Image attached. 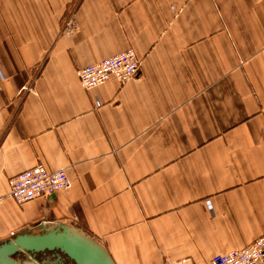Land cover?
<instances>
[{
  "label": "crops",
  "instance_id": "crops-1",
  "mask_svg": "<svg viewBox=\"0 0 264 264\" xmlns=\"http://www.w3.org/2000/svg\"><path fill=\"white\" fill-rule=\"evenodd\" d=\"M128 49L137 76L81 85ZM39 164L71 186L18 203ZM59 222L116 264H211L264 233V0H0V242Z\"/></svg>",
  "mask_w": 264,
  "mask_h": 264
},
{
  "label": "built area",
  "instance_id": "built-area-1",
  "mask_svg": "<svg viewBox=\"0 0 264 264\" xmlns=\"http://www.w3.org/2000/svg\"><path fill=\"white\" fill-rule=\"evenodd\" d=\"M78 26L74 21L64 25L63 31L72 34ZM142 67V60L132 49L105 58L101 62L87 65L78 69L81 85L90 90L105 84L115 77L120 82H127L137 76ZM72 181L65 168L50 171L44 165L27 169L10 180L11 196L18 202L24 203L38 197L56 194L68 189ZM264 260V233L251 244L219 253L212 257L211 264H257ZM161 264H195L191 258L180 260H165Z\"/></svg>",
  "mask_w": 264,
  "mask_h": 264
},
{
  "label": "water",
  "instance_id": "water-1",
  "mask_svg": "<svg viewBox=\"0 0 264 264\" xmlns=\"http://www.w3.org/2000/svg\"><path fill=\"white\" fill-rule=\"evenodd\" d=\"M51 251L66 254L76 264H116L98 240L61 222L49 227L41 224L37 231L25 230L0 242V264H48L39 260L21 263L13 255L26 253L32 257Z\"/></svg>",
  "mask_w": 264,
  "mask_h": 264
},
{
  "label": "flooded vegetation",
  "instance_id": "flooded-vegetation-1",
  "mask_svg": "<svg viewBox=\"0 0 264 264\" xmlns=\"http://www.w3.org/2000/svg\"><path fill=\"white\" fill-rule=\"evenodd\" d=\"M13 257L19 262L39 260L42 262H48V264H76L66 254L59 251L46 252L44 254H36L32 257L26 253H18ZM46 264V263H45Z\"/></svg>",
  "mask_w": 264,
  "mask_h": 264
}]
</instances>
